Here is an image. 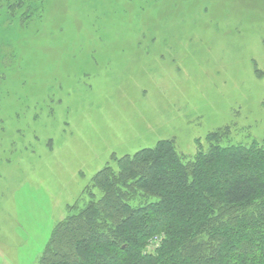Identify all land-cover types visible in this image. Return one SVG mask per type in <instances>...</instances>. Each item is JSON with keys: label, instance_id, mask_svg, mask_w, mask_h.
<instances>
[{"label": "rangeland", "instance_id": "1", "mask_svg": "<svg viewBox=\"0 0 264 264\" xmlns=\"http://www.w3.org/2000/svg\"><path fill=\"white\" fill-rule=\"evenodd\" d=\"M226 126L264 145V0H0V264L115 160Z\"/></svg>", "mask_w": 264, "mask_h": 264}, {"label": "trees", "instance_id": "2", "mask_svg": "<svg viewBox=\"0 0 264 264\" xmlns=\"http://www.w3.org/2000/svg\"><path fill=\"white\" fill-rule=\"evenodd\" d=\"M114 163L38 264H264V145L248 131L220 128L192 157L166 140Z\"/></svg>", "mask_w": 264, "mask_h": 264}]
</instances>
